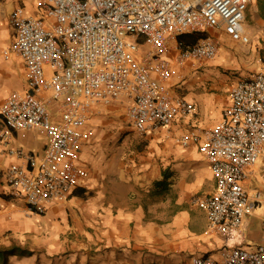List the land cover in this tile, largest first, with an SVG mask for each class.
<instances>
[{"label": "built area", "instance_id": "built-area-1", "mask_svg": "<svg viewBox=\"0 0 264 264\" xmlns=\"http://www.w3.org/2000/svg\"><path fill=\"white\" fill-rule=\"evenodd\" d=\"M254 0H39L40 16L14 8V39L2 57H18L27 89L0 106V155L20 161L4 171L5 184L27 212L42 217L63 203L84 180L78 154L86 127L103 107L125 102L130 126L141 135L171 132L194 115V106L172 91L176 70L213 60L223 31L247 44L242 21ZM203 35L187 44L186 36ZM146 47L144 52H140ZM229 104L209 128L192 125L172 136L180 148L195 146L215 181L211 194L192 203L206 214V234L224 241L217 255H192L188 264H264V245L244 246L245 221L264 204V68L240 75ZM46 134L41 155L10 146L13 133ZM262 188L248 189L252 179ZM264 222V210L262 213Z\"/></svg>", "mask_w": 264, "mask_h": 264}, {"label": "crops", "instance_id": "crops-1", "mask_svg": "<svg viewBox=\"0 0 264 264\" xmlns=\"http://www.w3.org/2000/svg\"><path fill=\"white\" fill-rule=\"evenodd\" d=\"M7 4L10 9L6 10ZM17 7L28 16H40L39 0H0V106L12 92L27 89L22 60L2 57L3 49L14 39L8 15ZM205 35L223 44L230 39L223 31ZM201 37L186 36L183 40L191 44ZM225 52L222 48L219 59ZM206 62H201L198 69L188 63L176 67L188 78L172 85V91L191 102L195 113L185 122L174 123L172 136L186 132L192 125L212 127L229 104L228 91L239 76L230 82L222 101L213 83H208L214 68L205 69ZM217 62L221 63L218 59ZM118 105L125 106V102ZM113 106L103 107L102 116L95 117L86 127L89 137L78 154V163L85 173L83 182L65 202L49 206L42 217L29 214L24 202L11 196L4 171L20 161L0 155V248H19L7 256L5 264H188L192 255L215 257L224 245L221 238L206 234V214L192 203L194 196L211 194L215 188L214 178L195 146L179 151L174 158L172 153L167 154L162 170L149 183L125 180L117 172L113 176L109 162L101 157L107 152L101 139L110 136L101 137L105 133L99 131L106 114L120 111ZM3 127L0 117V129ZM164 131L150 136L156 142L166 143ZM27 132L13 133L10 146L41 155L46 139L35 146L26 140ZM262 164L254 170L257 175L264 170L259 168ZM161 181L162 186L155 185ZM250 185L251 182L247 184L249 190ZM263 210L264 204L255 212L262 225ZM241 242L244 246L254 245L245 243L243 232Z\"/></svg>", "mask_w": 264, "mask_h": 264}, {"label": "rangeland", "instance_id": "rangeland-1", "mask_svg": "<svg viewBox=\"0 0 264 264\" xmlns=\"http://www.w3.org/2000/svg\"><path fill=\"white\" fill-rule=\"evenodd\" d=\"M259 1L254 0L242 21L244 33L249 37V42L242 44L230 39L225 44L220 42L221 50L217 57L207 61L203 66L205 69L214 68V75L208 77V83H213V88L218 92L219 99L222 101L233 78L258 72L264 68V19L259 15ZM5 8L6 10L10 9V4H7ZM222 48L226 50V54L219 59ZM145 50L146 47H142L140 52ZM217 59L221 63H216ZM187 78L188 76L183 75L182 82L186 81ZM117 107L120 111L106 114L103 117V124L100 125L101 128L99 127V131L105 133L101 137L110 136L101 139L102 143L105 142L103 146H107L108 152V155L106 152L101 157L106 158L109 162L108 164L114 172L113 176L117 172L116 175L125 180L149 183L158 174V170H162L163 160L167 154L172 153L171 156L174 158L179 151L186 150V148L183 149L174 144L171 132L164 131L167 140L165 139L166 143L162 144L159 141H154L150 135L137 133L127 122L126 107L117 104L111 108L116 109ZM26 134V140L35 146L41 145L46 139V134L40 130H31ZM149 164L150 167H147ZM259 168L264 169V164L260 165ZM250 186L251 189H255L262 188L263 185L259 180L253 178ZM255 212L257 214V211ZM243 234L245 243L264 245V225L261 224L255 213L248 219Z\"/></svg>", "mask_w": 264, "mask_h": 264}, {"label": "trees", "instance_id": "trees-1", "mask_svg": "<svg viewBox=\"0 0 264 264\" xmlns=\"http://www.w3.org/2000/svg\"><path fill=\"white\" fill-rule=\"evenodd\" d=\"M259 15L264 19V1L260 0L258 3ZM166 178V177H164ZM155 185H163V182H156ZM19 251L16 246H11L9 248H0V264H5L7 256Z\"/></svg>", "mask_w": 264, "mask_h": 264}]
</instances>
